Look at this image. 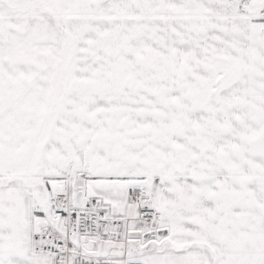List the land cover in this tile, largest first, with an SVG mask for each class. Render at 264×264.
I'll return each instance as SVG.
<instances>
[{"label":"snow or ice","instance_id":"obj_1","mask_svg":"<svg viewBox=\"0 0 264 264\" xmlns=\"http://www.w3.org/2000/svg\"><path fill=\"white\" fill-rule=\"evenodd\" d=\"M0 264H264V0H0Z\"/></svg>","mask_w":264,"mask_h":264}]
</instances>
